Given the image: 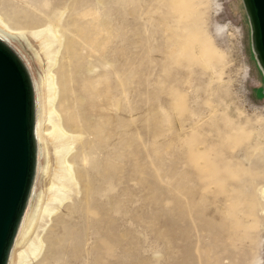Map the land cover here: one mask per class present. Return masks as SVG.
<instances>
[{
	"label": "rangeland",
	"instance_id": "374dc122",
	"mask_svg": "<svg viewBox=\"0 0 264 264\" xmlns=\"http://www.w3.org/2000/svg\"><path fill=\"white\" fill-rule=\"evenodd\" d=\"M0 20L42 93L20 244L41 249L23 264H264V77L241 0H0ZM51 76L67 136L47 133Z\"/></svg>",
	"mask_w": 264,
	"mask_h": 264
},
{
	"label": "water",
	"instance_id": "95a60500",
	"mask_svg": "<svg viewBox=\"0 0 264 264\" xmlns=\"http://www.w3.org/2000/svg\"><path fill=\"white\" fill-rule=\"evenodd\" d=\"M264 77V0H241ZM34 90L16 53L0 41V264H7L35 178Z\"/></svg>",
	"mask_w": 264,
	"mask_h": 264
},
{
	"label": "bare ground",
	"instance_id": "6f19581e",
	"mask_svg": "<svg viewBox=\"0 0 264 264\" xmlns=\"http://www.w3.org/2000/svg\"><path fill=\"white\" fill-rule=\"evenodd\" d=\"M5 28H7L6 25L3 22H1V20H0V41L3 42L5 45H7L10 49H12L16 53V55H18V57L24 63V65H25V67L29 73L30 79H31L32 87L34 90V106H35L34 107L35 108L34 136H35L36 148L38 149V152H39L40 151V143L43 141V129H42L43 107H41V95H42V93H41V95L39 93V102H38L35 81H33L32 77H31V73L29 71L28 66L25 64V62L23 61V59L21 58L19 53L13 48V46L11 44V40H10L12 35L10 32L6 31ZM32 33L34 35L47 34V35H49L48 37H52L53 39L55 38L54 32L48 27L41 29V30L33 31ZM51 42H52V39H48L47 37H43L41 39L42 47L46 48V49L51 47V45L53 43V42L52 43ZM43 83H45V82H43ZM44 88L47 89V94H46V96H47V102L46 103L47 104H46V106L48 105L47 108L45 107L46 110H44V112H45L44 116L47 115L48 123L50 124V128H51L50 131H48V132L45 131L44 134H46V132H47L48 135L50 134V136H51V135H53L54 132H58L61 134H66V136H67L68 134L65 133V131L61 128V126L58 122V119H57V122H54L55 120L53 121L51 119V116H53V117L58 116L56 110L54 109V105H53L54 100H55V96H56V85L54 83L53 76L48 77V80L46 81V87H44ZM39 106H40V120H39ZM61 134H60V136H61ZM63 149H64L63 152H65V154L63 157H61L62 159L60 158V161H61V167L60 168H61L62 172L65 171L66 174L68 175V177H66V179L69 178V180L72 181V179H73L72 167L69 164V162L65 159L66 154L70 151V145L64 147ZM41 169H42V167H41ZM37 170L39 172V166H37V161H36V172H37ZM36 172H35V174H36ZM63 179H64V176H63ZM63 186L58 187V186L51 185L50 189L52 188V190L54 192L52 193L51 197L49 198L50 203H55L56 205H60L62 203V201L66 198V195H65L66 191H65V188ZM33 189H34V182L32 184L31 190L29 192V196L27 199V203H26L23 215L20 219V223H19V226L17 229V233H16L15 239L13 241V244H12V247H11V250L9 253V258H8L7 264H23L24 262L27 261L26 259H28V256H32L33 258H35L41 249V240L38 237H33L32 239L28 238L24 244L25 246H20L22 240H24V238L26 236V233H27V231L30 227V224L32 222V219H33L32 205H31V203H29L30 197L33 193ZM42 209H43L42 211L45 212L47 214V216H50L54 212V208L52 206L48 207L47 205H45ZM39 212H40V210H39ZM23 247H25V248H23Z\"/></svg>",
	"mask_w": 264,
	"mask_h": 264
}]
</instances>
